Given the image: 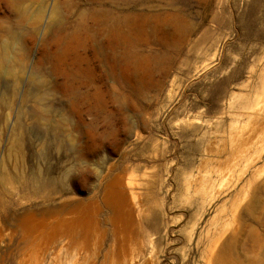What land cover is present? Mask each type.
Returning a JSON list of instances; mask_svg holds the SVG:
<instances>
[{
  "label": "rangeland",
  "instance_id": "374dc122",
  "mask_svg": "<svg viewBox=\"0 0 264 264\" xmlns=\"http://www.w3.org/2000/svg\"><path fill=\"white\" fill-rule=\"evenodd\" d=\"M36 169L28 264H264V0H0L2 189Z\"/></svg>",
  "mask_w": 264,
  "mask_h": 264
},
{
  "label": "bare ground",
  "instance_id": "6f19581e",
  "mask_svg": "<svg viewBox=\"0 0 264 264\" xmlns=\"http://www.w3.org/2000/svg\"><path fill=\"white\" fill-rule=\"evenodd\" d=\"M125 24L134 31V33H135L134 35H136L138 33L139 28H138L137 16L133 20L126 21ZM114 35H115L116 39L118 41H120L124 46V49L122 52V58L126 61H134L135 63L139 64L140 63L139 56L136 53L129 52L126 49L128 44H130V40H131L130 38L131 37H129L128 35L119 34L117 32V29H114ZM66 51H67V48L64 47L60 51L59 54H64ZM55 64H57V63H55ZM54 70H55L54 71L55 73L60 72V68L58 66H55ZM71 77H72V75H71ZM2 182H3V180H0V197H1V199H0V264H28V258L27 257H28V254H29L28 252L30 251V249H32V250L36 249L38 251H39V249L41 250V248L43 246H45V244L47 242V241L45 242V240L49 239V237L53 236L54 234H57L56 232L58 231V228L60 227L61 222H59V220H57V218L56 219L53 218L54 220L52 219L53 220L52 223H51V221H52L51 219H50L51 221L46 220V221H48V223L50 222L48 225V223H46L43 220L45 218L42 219V218L38 217L39 215L40 216L42 215V217H43L44 214H50L51 215L52 213H55L56 207L51 202L53 201L52 195L57 193L58 189L55 185L56 184L55 181L51 180V179L45 180L42 177L41 173L38 171V169L34 170L30 176L24 177L20 181H16V183L18 185L16 188H13V192L10 188L11 191L9 190L10 192L6 193L2 189V185H3ZM109 186L110 185H108L106 187H109ZM109 194H111L114 197L115 201H120L124 197L123 191H121L119 189H116V190L111 189L110 187L108 188V190H106V193L104 196L107 197V195H109ZM63 204H65V203H63ZM59 207H60V205H59ZM59 209H61V208H59ZM77 212H78V210H77ZM77 215H78V213H77ZM77 215L75 214L74 217ZM80 215H82V214H80ZM51 217H52V215H51ZM55 217H58V216L56 215ZM72 217H73V215H72ZM77 218H79V217H77ZM65 221H67V220H65ZM78 221H77V223H78ZM68 222H71V221H68ZM10 227H15V229L12 230V229H10ZM65 227H69V225L65 226ZM78 228H79V225H78ZM48 229H49V231H48ZM73 229L76 230L77 228L76 227L74 228V226H73ZM73 229H71V231H73ZM46 230L48 233H46ZM68 232H67V234H68ZM73 233H71V234H73ZM55 236H57V235H55ZM55 236H53V237H55ZM70 237H72V236H70ZM50 240H51V238H50ZM53 240L54 239H52V243L54 244L55 242H53ZM57 242H59V241H57ZM43 243H45V244L43 245ZM69 243H71V242L69 241ZM54 248H55V245H54ZM33 252H35V251H33ZM37 253H36V255H37ZM38 254H41L40 251ZM29 255L31 256V254H29ZM33 256H35V253L33 254ZM38 256L39 255H37L36 257L38 258ZM40 256H39V258H40ZM37 263H38V261H37ZM40 263H41V260H40Z\"/></svg>",
  "mask_w": 264,
  "mask_h": 264
},
{
  "label": "water",
  "instance_id": "95a60500",
  "mask_svg": "<svg viewBox=\"0 0 264 264\" xmlns=\"http://www.w3.org/2000/svg\"><path fill=\"white\" fill-rule=\"evenodd\" d=\"M170 73H171L170 71H167V72L165 73V75H164V77H163V79H162V81H161V83H160V86H159L158 91H161V90L164 88L165 83H166L168 77L170 76Z\"/></svg>",
  "mask_w": 264,
  "mask_h": 264
}]
</instances>
